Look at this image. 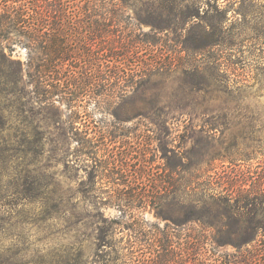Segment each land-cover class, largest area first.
I'll return each instance as SVG.
<instances>
[{"label":"rangeland","instance_id":"obj_1","mask_svg":"<svg viewBox=\"0 0 264 264\" xmlns=\"http://www.w3.org/2000/svg\"><path fill=\"white\" fill-rule=\"evenodd\" d=\"M66 4L48 50L12 45L20 81L0 77V264L147 257L131 226L261 209L264 0Z\"/></svg>","mask_w":264,"mask_h":264},{"label":"trees","instance_id":"obj_2","mask_svg":"<svg viewBox=\"0 0 264 264\" xmlns=\"http://www.w3.org/2000/svg\"><path fill=\"white\" fill-rule=\"evenodd\" d=\"M67 6L66 0H0L1 78L9 84L20 81V62L12 59V45L22 44L25 48L36 46L44 51L48 50L45 47L49 40L47 28L51 24L48 19L52 16L57 18V14L61 18L65 15ZM142 23L147 24L144 21ZM151 27L153 30H159L152 23ZM155 63H152L153 69L157 68ZM137 67L138 65H134L132 71ZM48 72L54 74L56 71L49 69ZM209 201L205 200L201 205L192 204L191 215L186 219L174 221L173 228L165 224L160 229L145 222L131 226L133 236L130 238L136 239L141 247L149 251L147 257H144L145 254L139 255L140 257L125 254L124 247H118L113 251L112 259L102 258L95 263L107 264L108 261L110 264H264V218L255 220L253 216L257 211L258 214H264V200L258 203L261 209L254 207L252 216L248 218L243 217V209L251 207L252 202L239 207L235 202H228L226 198H211ZM211 213L213 216H210ZM220 216H224L228 221L222 220ZM189 223L195 224L196 228L189 235H183V241L177 251L172 239L179 242L180 230ZM112 246L113 244L110 247ZM225 246H233L236 250L234 253L220 252L219 249ZM112 248L115 249L116 246Z\"/></svg>","mask_w":264,"mask_h":264}]
</instances>
